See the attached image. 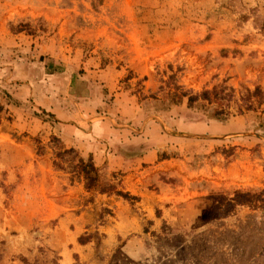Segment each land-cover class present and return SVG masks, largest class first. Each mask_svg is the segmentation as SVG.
Returning <instances> with one entry per match:
<instances>
[{
	"label": "rangeland",
	"instance_id": "rangeland-1",
	"mask_svg": "<svg viewBox=\"0 0 264 264\" xmlns=\"http://www.w3.org/2000/svg\"><path fill=\"white\" fill-rule=\"evenodd\" d=\"M255 87L264 0H0V264H264Z\"/></svg>",
	"mask_w": 264,
	"mask_h": 264
},
{
	"label": "trees",
	"instance_id": "trees-1",
	"mask_svg": "<svg viewBox=\"0 0 264 264\" xmlns=\"http://www.w3.org/2000/svg\"><path fill=\"white\" fill-rule=\"evenodd\" d=\"M222 90L223 89L218 91L215 88H212L210 90L204 89L198 94H190L187 96V104L188 106H190L198 99L211 102L216 99L223 98L219 96ZM182 95L184 96L185 93H183ZM241 100L245 101V104L248 108L252 107V101H256V103L258 104H264V91L259 87H255L251 92L247 90L246 93L242 95ZM222 113H224L223 110L218 109L214 111L213 116L218 118L220 115H222ZM61 149L62 148L59 147L55 152L56 160L53 161L54 165L58 168H63L62 162H68L67 166L70 168V172L72 173V175L83 180L85 189L97 190L100 193H113L127 200L136 199L135 196L130 195L128 192L117 190L115 186L111 184L101 185L97 167L95 166L91 155H88L85 159L83 156L74 153L73 148ZM70 153H72V156L69 158L66 155ZM89 238V235L81 236L79 238V241L84 243L85 241L89 240Z\"/></svg>",
	"mask_w": 264,
	"mask_h": 264
}]
</instances>
